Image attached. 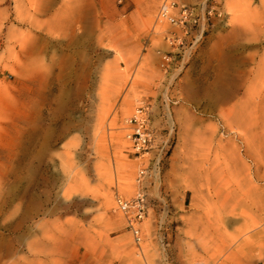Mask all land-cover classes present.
Instances as JSON below:
<instances>
[{"label": "rangeland", "instance_id": "rangeland-1", "mask_svg": "<svg viewBox=\"0 0 264 264\" xmlns=\"http://www.w3.org/2000/svg\"><path fill=\"white\" fill-rule=\"evenodd\" d=\"M260 260L264 0H0V264Z\"/></svg>", "mask_w": 264, "mask_h": 264}, {"label": "built area", "instance_id": "built-area-1", "mask_svg": "<svg viewBox=\"0 0 264 264\" xmlns=\"http://www.w3.org/2000/svg\"><path fill=\"white\" fill-rule=\"evenodd\" d=\"M168 8L170 9V5H168L167 3L162 7V16L174 22L175 19L169 15L170 13L168 12L169 10ZM141 114L142 112H140V115H136L133 118V121L135 122V127H134V133L132 135L133 137L132 139L134 141V148L137 151H141L150 142L149 134L147 133L146 130V121ZM117 203L120 210L126 214L130 213L132 210H135L136 214L134 220L130 221V226L133 230L136 239L140 241V237H139L140 230L136 229L134 225L136 221H140L145 216V204L142 195L140 194L139 197L135 199L133 202H128L122 198H118ZM256 264H264V260H260Z\"/></svg>", "mask_w": 264, "mask_h": 264}, {"label": "bare ground", "instance_id": "bare-ground-1", "mask_svg": "<svg viewBox=\"0 0 264 264\" xmlns=\"http://www.w3.org/2000/svg\"><path fill=\"white\" fill-rule=\"evenodd\" d=\"M169 9V8H168ZM168 12L170 13V9L168 10ZM173 18V17H172ZM226 94V93H225ZM238 119V118H237ZM114 209V207L112 206V203H110V202H108V204H107V210H109V211H111V210H113Z\"/></svg>", "mask_w": 264, "mask_h": 264}]
</instances>
